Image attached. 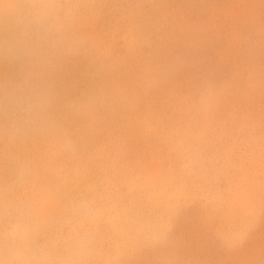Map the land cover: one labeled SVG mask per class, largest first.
Returning <instances> with one entry per match:
<instances>
[{
	"label": "rangeland",
	"instance_id": "374dc122",
	"mask_svg": "<svg viewBox=\"0 0 264 264\" xmlns=\"http://www.w3.org/2000/svg\"><path fill=\"white\" fill-rule=\"evenodd\" d=\"M0 71V264H264V0H0Z\"/></svg>",
	"mask_w": 264,
	"mask_h": 264
},
{
	"label": "bare ground",
	"instance_id": "6f19581e",
	"mask_svg": "<svg viewBox=\"0 0 264 264\" xmlns=\"http://www.w3.org/2000/svg\"><path fill=\"white\" fill-rule=\"evenodd\" d=\"M19 2H20V1H19ZM19 2H18V3H19ZM12 6H14V5H12ZM13 8H14V7H13ZM147 18H148V17H147ZM13 49H14V48H13ZM1 54H2V53H1ZM13 54H14V53H13ZM15 54H16V52H15ZM2 55H3V54H2ZM7 56H8V55H7ZM10 58H11V57H10ZM4 59H6V58H4ZM17 60H18V59H17ZM15 61H16V60H14V62H15ZM17 62H18V61H17ZM9 63H12V62H8V64H9ZM19 63H20V62H19ZM5 64H6V62H5ZM8 64H7V65H8ZM17 64H18V63H17ZM9 65H10V64H9ZM18 65H19V64H18ZM10 66H11V65H10ZM15 68H16V67H15ZM2 71H3V70H2ZM0 72H1V71H0ZM0 75H1V74H0ZM123 251H124V250H123ZM112 259H114V257H113ZM117 259H118V257H117ZM123 259H124V258L122 257V260H123ZM125 263H126V262H125ZM95 264H99L98 261H97ZM112 264H113V263H112ZM114 264H115V263H114Z\"/></svg>",
	"mask_w": 264,
	"mask_h": 264
}]
</instances>
